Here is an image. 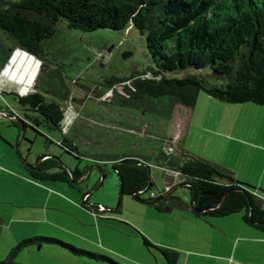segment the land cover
Returning a JSON list of instances; mask_svg holds the SVG:
<instances>
[{
	"label": "rangeland",
	"instance_id": "1",
	"mask_svg": "<svg viewBox=\"0 0 264 264\" xmlns=\"http://www.w3.org/2000/svg\"><path fill=\"white\" fill-rule=\"evenodd\" d=\"M5 35L0 29V62L10 46ZM42 44L41 60L36 58L44 63L38 88L50 86L56 95L53 98L63 105L65 118L62 129L74 139L78 158L64 152L55 141L46 140L45 136L51 138L52 135L61 138L62 133L58 130L43 126L35 130L22 127L24 114L36 116V113L22 110L24 107L18 102L19 86L1 75L4 66L0 68V109L7 111L12 108L17 112L14 113L16 117L0 115V154L4 151L16 161L19 168L16 172H24L21 167L23 158L33 163L47 152L59 155L70 168L76 164L79 168L86 167L87 175L79 186L88 195L87 199H81L76 189L61 185L62 188L56 191L64 189L66 193H60L64 198H69L67 194L79 198L77 204L73 201L76 207L58 200L47 205L48 192L42 188L47 186L30 180L39 185L38 190L30 191L39 193L40 215L26 221L9 214V205L0 204V262L21 240L39 236L101 254L119 264H168L159 247L176 250L179 255L177 264H183L187 258L188 264H253L254 260L261 259L256 250L245 244L239 245L236 255L228 252L229 236L214 222L215 219L226 221V218H198L188 207L158 211L130 195L119 196V180L113 170V162L126 155L144 158L150 166L154 183L150 191L158 196L165 189L166 181L170 180L162 166L164 150L169 147L170 139L180 132V125L183 131L177 142L181 141L173 144L172 157L179 156L183 140L187 137L186 148L195 150L201 155L199 157L206 155L240 165V169L247 170V175L253 176L264 167V159L255 157L249 150L252 147L264 148L263 105L227 103L201 91L193 108L177 105L170 118L165 119L156 112L154 105V109H150L152 101L149 99H144L138 106L119 104L120 96L127 97L125 86H129V81L122 80L153 65L144 36L132 26L122 30L102 28L84 32L69 28L64 20H60L54 33ZM39 72L38 63L31 81L32 88L26 94L34 90ZM144 76L152 75L146 73ZM44 95L49 99L48 93ZM13 120L18 126L11 123ZM185 127L188 128L187 133ZM22 130L24 134L20 136ZM6 132L10 137L3 135ZM4 159L8 160V157ZM1 160L0 169L13 172ZM26 191L25 187L23 192ZM175 193L189 203L187 188L181 186ZM46 205L50 207H44ZM234 215L240 218L239 223H243L242 213ZM239 229L235 227L237 234H240ZM142 236L151 245H146ZM240 250L244 252L240 253ZM10 262L109 264L102 259L74 254L57 243L46 241L21 248Z\"/></svg>",
	"mask_w": 264,
	"mask_h": 264
},
{
	"label": "trees",
	"instance_id": "2",
	"mask_svg": "<svg viewBox=\"0 0 264 264\" xmlns=\"http://www.w3.org/2000/svg\"><path fill=\"white\" fill-rule=\"evenodd\" d=\"M60 20L84 32L132 26L144 36L153 65L122 80L129 81V86H125L127 97L120 96L119 104L138 106L149 99L150 109L155 107L165 119L177 105L193 108L201 91L227 103L264 106V0H0V29L10 44L0 68L16 48L41 60L42 41L54 33ZM43 67L41 62L34 90L18 95L22 110L36 113H25L22 127L58 130L62 137L55 143L78 158L74 140L63 133V105L53 98L56 95L50 86L38 88ZM146 73L152 76L145 77ZM0 112L16 117L10 111ZM11 123L18 126L14 120ZM164 159L162 166L177 170L181 181L158 196L150 191L154 183L144 158L126 155L114 160L119 196L130 195L158 211L188 207L198 218H223L240 212L247 226L264 233V201L251 186L238 181L229 170L183 149L176 158L171 153ZM21 162L24 172L34 181L64 183L81 191L78 180L86 167L76 164L70 168L59 155L50 152L38 156L33 163L25 158ZM181 186L189 190V203L175 193ZM142 237L146 245H151ZM42 241L57 243L77 255L119 264L101 254L40 236L21 240L0 264L12 261L28 244ZM159 248L168 264H177L175 250Z\"/></svg>",
	"mask_w": 264,
	"mask_h": 264
},
{
	"label": "crops",
	"instance_id": "3",
	"mask_svg": "<svg viewBox=\"0 0 264 264\" xmlns=\"http://www.w3.org/2000/svg\"><path fill=\"white\" fill-rule=\"evenodd\" d=\"M7 111H10L12 114H14V113L16 114V112H17L15 109H12V108H8ZM176 114L178 115L177 109H176ZM0 115L1 116H8L5 113H3V114L0 113ZM9 117H15V116H9ZM176 120H178V119L176 118ZM173 121H175V120L173 119ZM176 124H178V123H176ZM178 130L182 133V131H183L182 126L179 125ZM185 131H186L185 133H187V131H188L187 127H185ZM180 132L179 133L177 132L178 134L175 135V137L173 139H170L169 147H172V153L174 152L173 144L174 143L179 144V142L181 141L180 140L179 142H177L179 140L178 139L179 134H181ZM63 133L66 136L68 134L67 132H63ZM3 135L10 137V134H8L7 132H6V134H3ZM186 138H185V140H183L182 149L186 150L188 152L191 151L190 153L193 152L192 154H194V155H197V156L200 155L199 153H195L194 152L195 150H191L188 147L186 148ZM51 139L53 141H55L56 143L60 141V138H58V136H56V135H52ZM71 139H73V138L71 137ZM181 139H183V137ZM183 147H185V149ZM244 150H246V149H244ZM244 150H242L241 155H243ZM249 150H251V153H253L255 157L259 156L261 159H264V148L252 147V149H249ZM5 156L8 157V160L4 159ZM202 157L204 159H207L208 161H210L212 163H215V164L229 170L238 181L245 183L248 186H251L252 191L255 194H257L264 201V180H263L264 167H261L260 171L259 172L257 171L258 172L257 174H255L253 176H251V174H250V176H249L246 174L247 170L243 171L242 169H240L238 167L240 165L236 166L233 164H229L228 162H225L222 160H216L213 157L206 156V155H202ZM0 158L2 159L1 163H4V164L10 166L12 169L11 171H13V172H10V171L0 169V204H5L7 206L9 205L11 207L9 214L12 213L17 217H21L22 219H26V221H28L30 219H35L36 216L40 215V211H39L41 209L40 197H39L38 191H36L35 194H32L30 190L31 189L33 190L34 188H35V190H38L39 185L31 182L30 180H32V179L29 178V176L26 175V173L21 172V171L16 172V170L18 171L19 168L15 164L16 161L14 159L10 158V155H8V153H4V151H3V154H0ZM86 175H87V172H84V174L81 176V178L78 181H80V182L83 181L85 179ZM260 175H263V176L261 177ZM168 178L170 180L166 181V186L167 185L174 186L179 181H181L180 176L176 177V178H172V177H168ZM42 185L47 186V188L42 187L46 193L48 192L46 195V204L47 205L54 203L55 200H58L59 202H63V203H66L68 205H72V206L76 207V204L78 203L79 198L77 199V197H75V195L67 194V197H69L68 198L69 200H68V199L64 198L62 196V194H60V193H62L61 191H64V189L61 191H56V190H60L62 188L61 185H67V184L57 182V183H52V184L42 183ZM24 186L27 189L26 192H23V190L25 188ZM69 188H71V187H69ZM72 189H74V188H72ZM64 192L66 193V191H64ZM77 192L81 194V199H84L85 197L87 199V195H88L87 191H82V189H81V191L77 190ZM73 201L76 204L73 203ZM47 205L44 207H46V208L50 207ZM101 208H102V206H101ZM0 217H2L1 213H0ZM45 217H48V216L45 215ZM92 218H94V217L92 216ZM223 218H226V219H224L226 221H222L220 219H215L214 222L217 225L221 226L223 228V230L229 236L228 252L236 255L238 250H239V245L245 244V245H248L249 247H251V249L256 250V252H258L259 256L261 257L260 260H254L255 261L254 263L255 264H264V233H262L260 231H256L254 229H251V227L247 226L244 222L239 223L240 218L238 217L239 218L238 219L234 214L227 216V217H223ZM91 223L93 226L95 225L93 220H91ZM235 227L240 228L239 229L240 234H237L238 231L235 230ZM243 252H244V250H240V253H243ZM187 256H190V255H187ZM178 257H179V255H178ZM182 263L188 264L189 259L188 258L185 259L184 261H182ZM232 264H234V263H232ZM240 264H245V263L240 262Z\"/></svg>",
	"mask_w": 264,
	"mask_h": 264
},
{
	"label": "bare ground",
	"instance_id": "4",
	"mask_svg": "<svg viewBox=\"0 0 264 264\" xmlns=\"http://www.w3.org/2000/svg\"><path fill=\"white\" fill-rule=\"evenodd\" d=\"M38 63V59L18 48L10 55L9 62L2 68L1 75L17 84L21 94H26L32 88L31 81Z\"/></svg>",
	"mask_w": 264,
	"mask_h": 264
},
{
	"label": "built area",
	"instance_id": "5",
	"mask_svg": "<svg viewBox=\"0 0 264 264\" xmlns=\"http://www.w3.org/2000/svg\"><path fill=\"white\" fill-rule=\"evenodd\" d=\"M64 131V129H63ZM177 139V138H176ZM172 153V147H167L165 150H164V154L165 155H169ZM165 172H166V176L167 177H172V178H176V177H179L180 174L177 170H173V169H169V168H165ZM170 189V185H167L165 187V191H168ZM153 194V193H152Z\"/></svg>",
	"mask_w": 264,
	"mask_h": 264
},
{
	"label": "water",
	"instance_id": "6",
	"mask_svg": "<svg viewBox=\"0 0 264 264\" xmlns=\"http://www.w3.org/2000/svg\"><path fill=\"white\" fill-rule=\"evenodd\" d=\"M25 51V50H24ZM14 52V51H13ZM26 53H28V54H30V55H32L33 57H35L33 54H31V53H29L28 51H25ZM10 58V57H9ZM9 58H8V60H7V62H9ZM36 58V57H35ZM39 61V60H38ZM39 63H40V61H39ZM41 64V63H40ZM6 66V64L4 65V67ZM3 67V68H4ZM39 70H40V65H39ZM2 71H3V69L1 70V74H2ZM18 95L19 96H22V94L20 93V92H18ZM1 114H3L2 112H0ZM5 264H19V263H13V262H7V263H5Z\"/></svg>",
	"mask_w": 264,
	"mask_h": 264
},
{
	"label": "clouds",
	"instance_id": "7",
	"mask_svg": "<svg viewBox=\"0 0 264 264\" xmlns=\"http://www.w3.org/2000/svg\"><path fill=\"white\" fill-rule=\"evenodd\" d=\"M64 118H65V116H64ZM64 121V120H63Z\"/></svg>",
	"mask_w": 264,
	"mask_h": 264
}]
</instances>
